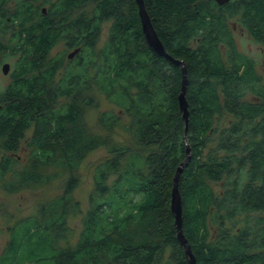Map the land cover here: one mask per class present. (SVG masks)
I'll return each mask as SVG.
<instances>
[{
  "label": "trees",
  "instance_id": "trees-1",
  "mask_svg": "<svg viewBox=\"0 0 264 264\" xmlns=\"http://www.w3.org/2000/svg\"><path fill=\"white\" fill-rule=\"evenodd\" d=\"M41 1L31 9L28 0H21L12 12L20 57L13 81L0 96L2 148L13 153L33 129L28 146L39 162L77 168L92 149L81 125V105L93 104L97 85L129 111L136 142L150 152L143 156L116 148L113 158L99 166L95 188L105 200L91 197L94 210L75 246H59L68 237V214L78 206L69 205V194L79 183L72 177L66 194L44 205L40 216L9 228L0 264H188L170 207L187 143L191 159L179 189L184 234L196 264H264V86L254 59L239 50L228 22L241 14L246 30L264 45V0L223 5L215 0H145L166 51L187 65V140L178 102L181 66L148 45L136 0ZM89 1L96 3L93 9L83 10ZM123 6L127 11H118ZM108 20H113L108 40L96 50L102 23ZM63 34L70 48L80 47L77 59L65 66L62 58L46 62ZM249 92L255 100L245 99ZM61 97L68 102L59 104ZM225 112L232 118L223 125ZM16 163L14 154L2 155L0 177ZM115 170L120 172L110 185L109 171ZM213 182L221 185L218 193ZM129 223L158 240L132 244ZM165 246L172 249L168 257Z\"/></svg>",
  "mask_w": 264,
  "mask_h": 264
},
{
  "label": "rangeland",
  "instance_id": "rangeland-1",
  "mask_svg": "<svg viewBox=\"0 0 264 264\" xmlns=\"http://www.w3.org/2000/svg\"><path fill=\"white\" fill-rule=\"evenodd\" d=\"M21 0H3L0 1V8L3 17H7L12 12L13 7ZM30 8L37 7L41 0H28ZM96 3L89 1L83 6V10L90 11ZM126 12L127 9L123 6L120 10ZM241 14L235 19H228L229 25L234 29V38L238 44L239 50L248 55L255 61V71L259 77V84L264 86V45L255 42L249 32L246 30L242 34ZM113 20L104 21L101 26V32L98 35L95 47L96 50L102 48L108 40L109 29ZM241 27V28H240ZM63 36L59 42L52 48L46 62L62 60V64L68 62V53L70 46L64 40ZM226 52V48H223ZM61 56L60 58H58ZM61 67L55 77V85L59 81ZM9 77H5L0 70V96L7 88ZM93 104L89 107H82L81 125L85 129L87 138L90 140L92 149L89 150L81 159L77 168L67 166H57L54 164H44L38 161V155L33 154L31 147L28 146L29 138L33 133V129L27 131V135L20 141V146L16 151L7 152L0 145V159L2 155L14 154L17 158L15 168L0 177V256L5 250V247L10 238L9 228L14 226L21 219L40 216L41 208L50 203L55 198L63 197L66 194V185L68 180L76 177L79 180L77 187L69 194V205L78 202L77 209L71 211L67 217L68 237L59 242V246L68 247L75 246L83 232L85 221L94 210L93 204L95 201H103L105 198L96 193L95 176L99 166L104 167V162L113 158V152L116 148L125 147L127 151L138 152L140 155L146 156L150 150L140 146L135 139L134 129L132 128V115L129 111L121 106H118L107 93L102 92L97 85L93 87ZM253 93L249 92L245 99L255 100ZM67 98L61 97L59 104L68 102ZM103 118V120H102ZM232 118L231 113L225 112L220 118L223 125H226ZM264 118V114L261 116ZM234 120V119H233ZM216 137V136H215ZM2 140L0 139V144ZM94 144V147H93ZM80 151L81 149H77ZM129 154V153H128ZM206 152H204V155ZM143 160V159H142ZM144 161V160H143ZM126 160L121 161L123 170ZM120 170L109 171L108 183L111 185L117 177ZM27 174L31 175V180H27ZM26 178V183L22 181ZM22 181V182H21ZM215 192H219L222 188L220 184L212 183ZM94 196L93 198H91ZM137 199V198H136ZM66 200V199H64ZM103 207H106L104 204ZM174 218V217H173ZM240 224V223H238ZM231 226V222L227 223ZM128 233L133 240L132 244H142L148 242L153 244L158 238H153L151 234L145 231H139L133 228L129 223ZM166 257L170 256L172 249L170 246H165ZM53 264V261H49Z\"/></svg>",
  "mask_w": 264,
  "mask_h": 264
},
{
  "label": "water",
  "instance_id": "water-1",
  "mask_svg": "<svg viewBox=\"0 0 264 264\" xmlns=\"http://www.w3.org/2000/svg\"><path fill=\"white\" fill-rule=\"evenodd\" d=\"M217 3L223 5L228 3L230 0H215ZM139 8V15L141 19L142 24V30L145 35V39L148 43V45L159 55L166 57L170 59L172 62H174L177 65L181 66L182 70V82H181V90L178 95V102H179V108L182 112V118L185 121L186 127H185V140H187V133H188V125H189V102L187 99V89H188V83H189V77H188V69L187 65L183 60L176 59L172 55H170L166 49L165 46L160 39L154 25L152 22V19L149 15V12L146 8L145 0H136ZM46 9H44V12ZM78 53V50L73 51L69 54V57L72 58ZM9 69V64L4 65V71L7 72ZM2 109V104H0V110ZM187 156L185 160L178 166L177 171L175 173L174 179H173V187L171 191V212L174 217V224L176 227L177 232V240L179 241L180 245L183 247L185 255L187 257L188 264H196L197 259L196 256L192 250L191 244L189 243L188 239L186 238L184 234L183 229V206H182V196L179 189V181L181 174L185 167L189 164V161L191 159L190 156V146L187 143Z\"/></svg>",
  "mask_w": 264,
  "mask_h": 264
},
{
  "label": "flooded vegetation",
  "instance_id": "flooded-vegetation-1",
  "mask_svg": "<svg viewBox=\"0 0 264 264\" xmlns=\"http://www.w3.org/2000/svg\"><path fill=\"white\" fill-rule=\"evenodd\" d=\"M0 1L2 2L3 0ZM56 1L57 0H50V2L52 3ZM16 7L17 5L13 7V10H15ZM48 8H49L48 5H46L43 8L42 12L44 14H47ZM44 9H46L45 12ZM12 12L9 13L8 16L4 18L0 8V70L2 71V74L5 77H9L8 85L13 81V72L16 69V65L19 62V57H20V40L18 37V26L16 25V23H14L16 21H13L14 12L13 13ZM239 25L242 27V28L240 27L241 28L240 30H242V34H244V32H246V28L244 27L242 20H241V24ZM63 36L65 37L64 40L68 43L69 39L67 34H63ZM75 50H78V53L74 57L70 58L69 54ZM70 53H68L67 55L68 60L69 61L76 60L78 54L80 53V47L71 48ZM5 64H9V69L7 72L4 71ZM0 104H2L1 99H0Z\"/></svg>",
  "mask_w": 264,
  "mask_h": 264
}]
</instances>
